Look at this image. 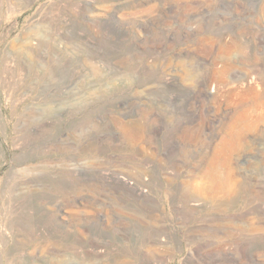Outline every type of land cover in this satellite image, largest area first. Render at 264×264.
I'll list each match as a JSON object with an SVG mask.
<instances>
[{"label":"rangeland","instance_id":"obj_1","mask_svg":"<svg viewBox=\"0 0 264 264\" xmlns=\"http://www.w3.org/2000/svg\"><path fill=\"white\" fill-rule=\"evenodd\" d=\"M0 264H264V0H0Z\"/></svg>","mask_w":264,"mask_h":264},{"label":"built area","instance_id":"obj_2","mask_svg":"<svg viewBox=\"0 0 264 264\" xmlns=\"http://www.w3.org/2000/svg\"><path fill=\"white\" fill-rule=\"evenodd\" d=\"M253 1L258 2V3L260 2V0H253ZM222 33H223L224 35H226V32H225V31H223Z\"/></svg>","mask_w":264,"mask_h":264}]
</instances>
